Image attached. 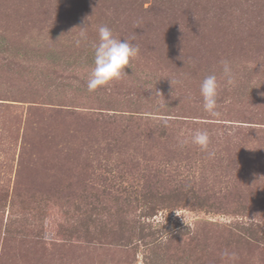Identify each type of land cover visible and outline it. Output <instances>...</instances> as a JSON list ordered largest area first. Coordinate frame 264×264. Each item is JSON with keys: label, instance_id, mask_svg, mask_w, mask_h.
Returning a JSON list of instances; mask_svg holds the SVG:
<instances>
[{"label": "rangeland", "instance_id": "rangeland-1", "mask_svg": "<svg viewBox=\"0 0 264 264\" xmlns=\"http://www.w3.org/2000/svg\"><path fill=\"white\" fill-rule=\"evenodd\" d=\"M102 25L140 51L89 92ZM3 48L37 64L0 84V264H264V0H0ZM223 60L211 117L199 87ZM75 88L87 105L35 99Z\"/></svg>", "mask_w": 264, "mask_h": 264}, {"label": "clouds", "instance_id": "clouds-1", "mask_svg": "<svg viewBox=\"0 0 264 264\" xmlns=\"http://www.w3.org/2000/svg\"><path fill=\"white\" fill-rule=\"evenodd\" d=\"M81 30L74 43L77 48L87 42L86 28L79 27ZM132 40L135 38L132 37ZM93 49V65L87 73V90L97 91L99 88L109 85L114 81H119L126 76L125 68L130 66V61L139 54V46L130 42V39L118 38L108 26H98L97 41L91 45ZM222 80L215 74L206 76L199 87V94L202 98V108L211 117H219L217 110V98L222 87L235 84V75L231 63L227 60L221 61ZM171 82V80H170ZM172 83V82H171ZM159 92V91H158ZM181 145L187 141H181ZM191 143L197 145L201 151L207 152L209 158L215 156L214 151L209 150L210 134L207 130H196L191 137ZM177 216H180L175 212ZM184 223V220H183ZM185 224V223H184ZM224 255H228L224 253ZM231 258H236L235 253Z\"/></svg>", "mask_w": 264, "mask_h": 264}, {"label": "trees", "instance_id": "trees-1", "mask_svg": "<svg viewBox=\"0 0 264 264\" xmlns=\"http://www.w3.org/2000/svg\"><path fill=\"white\" fill-rule=\"evenodd\" d=\"M189 3L192 2V0H187ZM225 4L223 3H220L219 4V8L220 9H223V6ZM227 7V5H225V8ZM228 9V7H227ZM234 11V9L232 10V12ZM43 42V41H42ZM31 54V52H25V53H21V54H16L13 50H10V49H0V84H1V81L3 80V75L6 73V70L9 71V69L13 66V64H16V63H20L21 61H27L28 63L32 64V66H34L35 64H37V62L35 61L37 58L34 57V56H29ZM55 59V58H54ZM40 61V60H39ZM56 61L52 62V65L53 67L57 66V64H55ZM50 67H52L51 64H49ZM55 65V66H54ZM79 65H80V62L78 60V63H77V67L79 68ZM59 66V65H58ZM57 68V67H56ZM45 71V70H44ZM66 86H70V87H74L72 86L71 84L70 85H66ZM2 87L0 86V89ZM76 91L73 90V92L71 93V95H68V96H61L59 95V93H56V94H48V95H45L44 96H40L38 98H35V99H53L52 102H55V103H59L61 102L62 104H64L65 102L68 101V103L70 104H76V103H81V104H85L87 105V101H84V99L82 97H79L78 94L80 93L81 95H83V89L82 88H75ZM49 96V97H48ZM6 99H0V100H7V101H10L9 99H13V97L11 96H6L5 97ZM12 101H15V100H12ZM18 102H24V101H18ZM29 103H35L33 102L32 100L29 102ZM52 104V103H51ZM168 106L165 107V112L166 113H171L173 109L172 106L170 105L171 102H168L167 103ZM193 111V109L191 110ZM140 114H143V112H139ZM190 115H193V112H189ZM164 117H172V118H176V119H173L174 121H177L179 122L180 119L179 118H183V119H186L188 116H183V115H179V114H160ZM190 118H194L193 116H189ZM204 119V118H202ZM170 120V119H168ZM206 121V120H205ZM173 123V121H171ZM241 123H247V122H241ZM198 125H200V128H208L210 127V125H208L209 123L207 122H198L197 123ZM186 140L185 136H184V141ZM199 148H191L189 151L191 152V154L193 153V157L197 158L199 157V154H197L198 152H195L194 150H198ZM194 151V152H193ZM200 164H203V161H199ZM153 167V166H151ZM185 189H184V192H181L182 193H185L186 195L190 194V193H194L195 195H197L198 193V190L200 189L201 185L200 184H194L193 186H190V183H185ZM178 185V188H179V184ZM177 185L175 186V188L177 189ZM187 189V191H186ZM198 196H202L198 194ZM11 209V208H10ZM11 211V210H10ZM10 215V213H9ZM10 218H11V215H10ZM11 219L10 223L13 222Z\"/></svg>", "mask_w": 264, "mask_h": 264}]
</instances>
